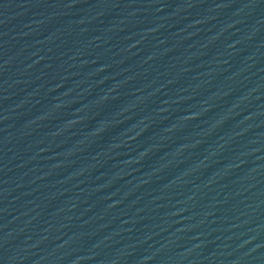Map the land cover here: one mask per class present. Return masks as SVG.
<instances>
[{"label": "water", "instance_id": "obj_1", "mask_svg": "<svg viewBox=\"0 0 264 264\" xmlns=\"http://www.w3.org/2000/svg\"><path fill=\"white\" fill-rule=\"evenodd\" d=\"M0 264H264V0H0Z\"/></svg>", "mask_w": 264, "mask_h": 264}]
</instances>
